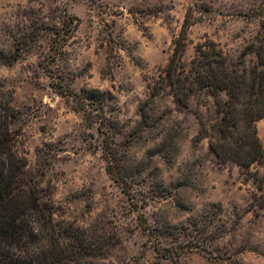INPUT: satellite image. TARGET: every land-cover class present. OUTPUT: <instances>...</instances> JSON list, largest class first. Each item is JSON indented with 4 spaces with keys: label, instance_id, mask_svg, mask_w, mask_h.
Returning <instances> with one entry per match:
<instances>
[{
    "label": "rangeland",
    "instance_id": "1",
    "mask_svg": "<svg viewBox=\"0 0 264 264\" xmlns=\"http://www.w3.org/2000/svg\"><path fill=\"white\" fill-rule=\"evenodd\" d=\"M186 14L187 60L211 39L239 68L263 66L264 0H0L16 148L55 222L100 246L92 264H264V157L223 161L201 130L207 98L178 111L148 87ZM91 89L112 98L76 109ZM144 101L149 124L132 137ZM255 127L264 152V116Z\"/></svg>",
    "mask_w": 264,
    "mask_h": 264
},
{
    "label": "trees",
    "instance_id": "2",
    "mask_svg": "<svg viewBox=\"0 0 264 264\" xmlns=\"http://www.w3.org/2000/svg\"><path fill=\"white\" fill-rule=\"evenodd\" d=\"M189 24L186 14L166 65L154 84H148L151 95L169 94L178 111L189 107L191 97L207 98L206 110L213 107L215 116L209 115V128L201 124V130L210 136V148L223 161L248 167L264 157L255 127L264 116V64L239 68L211 39L197 42L187 60ZM247 53L245 48L240 59ZM261 54L257 53L260 60ZM109 98L108 91L84 90L76 109L102 111ZM147 104L140 103L141 119L132 137L149 124ZM15 118L10 101L0 97V264H92L90 258L103 255L100 246L94 248L83 231L55 222L51 204L42 199L36 181L24 170L26 162L11 130ZM242 121L245 131L240 133L237 125ZM240 148L246 151L238 152Z\"/></svg>",
    "mask_w": 264,
    "mask_h": 264
}]
</instances>
